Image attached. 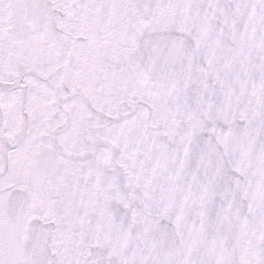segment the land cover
<instances>
[{"label":"snow or ice","instance_id":"snow-or-ice-1","mask_svg":"<svg viewBox=\"0 0 264 264\" xmlns=\"http://www.w3.org/2000/svg\"><path fill=\"white\" fill-rule=\"evenodd\" d=\"M0 264H264V0H0Z\"/></svg>","mask_w":264,"mask_h":264}]
</instances>
